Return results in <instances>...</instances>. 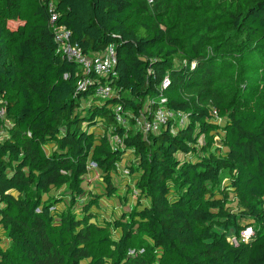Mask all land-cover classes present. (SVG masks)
<instances>
[{
	"label": "trees",
	"instance_id": "16d2710c",
	"mask_svg": "<svg viewBox=\"0 0 264 264\" xmlns=\"http://www.w3.org/2000/svg\"><path fill=\"white\" fill-rule=\"evenodd\" d=\"M51 2L85 53L116 45L115 73L100 80L117 95L94 98L87 114L92 85L78 90L84 72L57 52ZM161 95L187 119L177 130L170 118L146 135L111 107L140 115ZM1 109L11 125L0 141V264H264V0H0ZM98 118L110 134L91 130ZM126 149L139 157L140 196L121 218L93 221L97 196L81 213L44 198L66 185L83 194L90 162L112 194Z\"/></svg>",
	"mask_w": 264,
	"mask_h": 264
},
{
	"label": "rangeland",
	"instance_id": "374dc122",
	"mask_svg": "<svg viewBox=\"0 0 264 264\" xmlns=\"http://www.w3.org/2000/svg\"><path fill=\"white\" fill-rule=\"evenodd\" d=\"M181 60L178 59L177 63H180ZM126 95H129L128 93H125ZM95 100L89 99L86 101H82V107L78 110V112H82L83 114L88 113V109L91 105H93ZM113 109H115L117 106L112 105ZM184 115H175L173 118L176 123L177 130L178 127L184 125L187 120H185ZM9 120L8 118H6ZM10 121V120H9ZM6 123L4 125L2 124L0 126V141H3L7 136L8 132L6 130ZM221 125H223L224 120H220ZM86 125V124H85ZM84 125V126H85ZM129 125V126H128ZM127 126L129 129L136 130L137 127L133 123H129ZM92 131L96 132L97 134H103L105 131H107L109 134L111 133L112 128H109L107 126V123L104 119L98 118V123L96 126L91 128ZM219 135H216L214 140V144L208 149L206 154H210V152H217V148L221 146L220 144V138L222 135V131L219 132ZM113 138V141L115 140V144H121L119 143L120 140L116 136L111 135ZM110 136V137H111ZM206 144L205 137H201L199 140V149L201 145ZM53 145L47 146L48 150L53 149ZM219 153V152H218ZM205 152L200 151L196 154H192L189 156L191 157H197L199 155H204ZM89 172L83 177L81 186L84 189L83 194H76L71 187L68 185L63 186L60 189H53L50 193L45 194L44 198L47 199L49 196L53 197V201L55 202V206L59 211H62L63 209H66L68 207H72L73 210L77 211L78 213L82 212L83 207L88 204L92 199L93 196H97L99 203L98 205L92 206V212L95 215V218L93 221L98 222L99 224H105L109 221H113L115 219L121 218L124 213H128L132 211L138 204L140 191L137 186V181L139 178V175L141 171L139 170V157L134 154V151L132 149H126L125 154L122 156V158L118 161L116 164V167L111 172V184L114 187V190L112 194L109 193L108 190V184L106 183L107 176L105 172L98 168L97 166H92V164H89ZM230 175L227 171L223 173V179L221 186H229L231 185L230 182ZM218 197L220 195H217ZM75 199V200H74ZM141 201L143 203H147L148 200L142 198ZM231 202V205H236L237 202L235 200V196L232 193L231 198L229 200ZM251 221L241 220L242 225L249 224ZM247 226H254V225H247ZM217 229L220 232L224 231V228L222 226H218ZM229 239L232 243H238V239L235 238L234 231L232 229H229L228 231ZM242 236V235H241ZM9 242L8 240H5L3 242L4 246H8Z\"/></svg>",
	"mask_w": 264,
	"mask_h": 264
},
{
	"label": "built area",
	"instance_id": "2783aa9c",
	"mask_svg": "<svg viewBox=\"0 0 264 264\" xmlns=\"http://www.w3.org/2000/svg\"><path fill=\"white\" fill-rule=\"evenodd\" d=\"M148 1L150 4L154 2V0ZM49 12L51 16L49 27L52 30L57 43V52L62 57L76 62L85 74V76L79 81L78 90L87 91L92 85V99H107L117 95V91L112 85L100 80L103 77L115 73L117 65L116 45L111 44L102 52L87 54L83 51V48L79 43L73 41L72 30L65 24L59 22V15L53 2L49 5ZM169 84L170 80L167 77L163 82V87H167ZM157 100L159 106L156 109L152 108L155 99H151L141 111L140 115L125 113L123 112L121 105H117L115 112L117 114L118 122L127 125L129 119L133 117L135 125L147 135L150 132L160 131L167 125L168 120L174 118L175 115H183L182 113L167 108L166 98L164 96L161 95ZM0 119L3 120L4 123L8 122L5 125H11L10 121L6 119L5 109L0 110ZM185 120L187 119L185 118ZM90 163L92 166H97L95 162ZM252 234L253 227H245L242 231V240L248 241Z\"/></svg>",
	"mask_w": 264,
	"mask_h": 264
}]
</instances>
